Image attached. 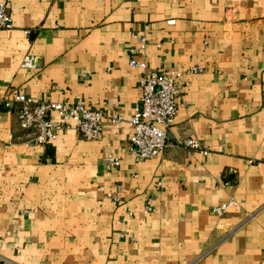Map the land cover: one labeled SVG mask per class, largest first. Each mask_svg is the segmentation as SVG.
<instances>
[{"label":"crops","instance_id":"crops-1","mask_svg":"<svg viewBox=\"0 0 264 264\" xmlns=\"http://www.w3.org/2000/svg\"><path fill=\"white\" fill-rule=\"evenodd\" d=\"M8 9L0 264H264V0H10ZM27 54L37 69L20 67ZM130 61L199 69L186 77L165 151L144 161L129 152L142 78ZM15 94L113 102L123 121L105 120L96 141L69 130L37 145L4 104ZM187 138L208 155L184 149ZM229 200L223 217L211 213Z\"/></svg>","mask_w":264,"mask_h":264},{"label":"built area","instance_id":"built-area-1","mask_svg":"<svg viewBox=\"0 0 264 264\" xmlns=\"http://www.w3.org/2000/svg\"><path fill=\"white\" fill-rule=\"evenodd\" d=\"M9 2L10 0L0 2V31L10 30L13 27L8 9ZM174 22V20L167 21L169 25H173ZM25 33L29 34L30 31L27 30ZM139 42V50H144L145 37H140ZM129 66L142 71L141 94L133 104V113L128 120L131 130L128 139L129 152L136 161H144L156 158L165 151L168 131L176 117L177 99L187 84L186 77L199 72V69L156 71L149 69L144 62L136 63L135 61H130ZM20 67L28 70L37 69V57L30 54L25 55ZM4 104L13 109L19 128L28 131L32 141L37 145L55 142L63 132L69 130L76 131L80 139L96 141L102 134L105 120L114 126L123 121V117L113 102H107L101 108L92 109L82 103L66 105L48 99L15 94L6 99ZM106 108L110 109L109 113L105 112ZM53 114L56 118H53ZM181 145L187 151H197L203 156L209 153L208 149L194 138L184 139ZM103 163L115 169L120 161L112 155H107L103 158ZM235 205L234 200H229L213 206L211 213L221 218L228 209ZM151 211V202L147 201L144 213ZM251 218L252 215L248 219ZM127 233L124 231L121 237Z\"/></svg>","mask_w":264,"mask_h":264}]
</instances>
